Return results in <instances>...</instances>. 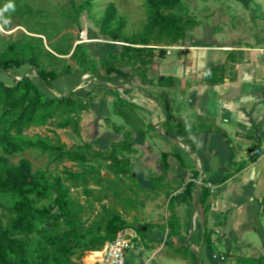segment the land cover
<instances>
[{
	"label": "crops",
	"instance_id": "obj_1",
	"mask_svg": "<svg viewBox=\"0 0 264 264\" xmlns=\"http://www.w3.org/2000/svg\"><path fill=\"white\" fill-rule=\"evenodd\" d=\"M249 10L252 17L236 16L239 27L223 34V47H189L216 51L213 67L235 54L222 83L203 82L213 67L199 68L196 77L136 68L133 79L115 68L105 81L115 97L123 89L128 103L116 112L131 152H139L141 172L132 171L154 183L155 197L140 213L147 218L139 233L144 249L130 251L127 264H233L264 255V9ZM161 76L173 77V85L160 86ZM152 130L161 142H151ZM203 186L210 193L204 202Z\"/></svg>",
	"mask_w": 264,
	"mask_h": 264
},
{
	"label": "rangeland",
	"instance_id": "obj_2",
	"mask_svg": "<svg viewBox=\"0 0 264 264\" xmlns=\"http://www.w3.org/2000/svg\"><path fill=\"white\" fill-rule=\"evenodd\" d=\"M111 3L117 7V17L110 26H104ZM254 6L264 9V0H180L173 13L185 25L186 36L177 43L152 38L148 42L152 49L142 56L135 49L141 46L128 41L144 38L150 14L145 0H0V55L10 56L15 50L20 59L36 57L42 70L59 73L68 65L80 68V54L72 55L80 43L90 69L82 79L81 88L94 91L90 99L81 100L85 109L77 126L59 127L60 118H57L45 126H32L24 131L28 136L39 135L55 145H64L71 151L70 155L54 161L48 152L26 148L9 156L10 164L17 167L20 160L26 158L32 163L34 173L45 174L50 179H65L67 171H86L85 182L77 185L66 182V185L70 186L87 234L105 235L122 226L137 228L146 224L147 218L140 213L146 201L155 197V192L152 190L154 183L148 185L132 171L134 165V171L141 172L136 162L139 152L124 154L130 171L122 175L110 169L109 160L98 156L100 151H110L114 141L126 138L129 141L130 138L124 130V116L116 112L128 104L124 90L116 92L115 97L113 91L99 87L100 80L107 81L111 69L115 68L122 74L127 72L132 79L136 68H159L162 73L175 71L196 77L199 68L218 64L214 62L216 51L189 47L196 44L223 47V34H230L239 27L236 16L252 17L249 7ZM120 22L124 23L120 39L112 40L111 31ZM168 47H175L170 54ZM6 76L22 78L12 72ZM26 76L37 77L35 69ZM53 93L58 97L70 95L55 89ZM110 97L116 99L112 105L108 104ZM138 114L143 115L135 111L134 117ZM151 133V142L163 139L155 130ZM9 208V201L3 199L0 220L6 225L13 216ZM163 221L165 225V217ZM100 253L101 248L88 253L81 264H94Z\"/></svg>",
	"mask_w": 264,
	"mask_h": 264
},
{
	"label": "trees",
	"instance_id": "obj_3",
	"mask_svg": "<svg viewBox=\"0 0 264 264\" xmlns=\"http://www.w3.org/2000/svg\"><path fill=\"white\" fill-rule=\"evenodd\" d=\"M150 14L145 26L144 38L128 41L136 47L139 55H144L149 48V40L168 39L177 43L186 36L185 25L173 13L180 0H145ZM117 17V7L114 3L108 6L104 26H110ZM124 23L120 22L111 31L112 40L120 39ZM131 47V46H126ZM129 49V48H127ZM80 54V68L68 65L62 72H46L42 70L36 57L20 59L15 50L11 55H0V203L7 199L13 214L6 225L0 220V264H81L88 253L104 247L108 240L125 227L114 229L109 234H87L75 208L70 194V186L86 181V171L66 172L65 179L54 177L50 179L45 174L33 172L30 160L23 158L16 167L10 164L9 156L26 148H37L48 152L54 161L61 160L71 154L64 145H55L42 136H28L24 131L32 126H45L60 118L59 127L71 124L77 126L85 105L81 101L90 99L94 91L79 88L85 74L90 72L88 59L77 44L74 50ZM237 60L230 53L225 64L213 67L203 74V82L211 85L225 81L226 68L229 63ZM37 69L39 78L26 74ZM115 71L111 69V72ZM12 72L21 79L7 77ZM122 75L121 72L115 71ZM173 77L161 76L160 86H172ZM101 89L112 90L100 84ZM61 93L69 92L68 96L58 97L53 90ZM77 89V90H76ZM76 90L75 92H73ZM131 151V144L126 139L112 144L110 151H100L98 156L110 161V169L118 175L130 171L128 162L123 158ZM203 202L210 195L203 186ZM205 213L207 207L205 206ZM144 226L136 228L143 232ZM205 242L212 248V239L205 233ZM100 246V247H99ZM79 252V253H78ZM229 264V263H224ZM233 264H264V255L239 256Z\"/></svg>",
	"mask_w": 264,
	"mask_h": 264
},
{
	"label": "built area",
	"instance_id": "obj_4",
	"mask_svg": "<svg viewBox=\"0 0 264 264\" xmlns=\"http://www.w3.org/2000/svg\"><path fill=\"white\" fill-rule=\"evenodd\" d=\"M172 48L175 47L166 48L169 50L168 54H170ZM254 154L261 155L262 151L256 149ZM166 233L169 234L168 228ZM140 241L138 230L131 226H125L117 232L113 239L105 243L94 264H127V256L130 251H142L144 249Z\"/></svg>",
	"mask_w": 264,
	"mask_h": 264
},
{
	"label": "water",
	"instance_id": "obj_5",
	"mask_svg": "<svg viewBox=\"0 0 264 264\" xmlns=\"http://www.w3.org/2000/svg\"><path fill=\"white\" fill-rule=\"evenodd\" d=\"M35 72H36V74H37V77L39 78V74H38L37 69H35ZM100 82L103 83V84H105V85H107V86H111L110 83L105 82L104 80H100ZM79 88H81V87H79ZM79 88H77V89H79ZM77 89H76V90H77ZM76 90H74L73 92H75Z\"/></svg>",
	"mask_w": 264,
	"mask_h": 264
},
{
	"label": "clouds",
	"instance_id": "obj_6",
	"mask_svg": "<svg viewBox=\"0 0 264 264\" xmlns=\"http://www.w3.org/2000/svg\"><path fill=\"white\" fill-rule=\"evenodd\" d=\"M5 22H7V21H5Z\"/></svg>",
	"mask_w": 264,
	"mask_h": 264
}]
</instances>
